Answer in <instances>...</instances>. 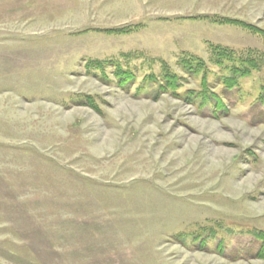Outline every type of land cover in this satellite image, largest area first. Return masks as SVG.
<instances>
[{"label":"rangeland","instance_id":"374dc122","mask_svg":"<svg viewBox=\"0 0 264 264\" xmlns=\"http://www.w3.org/2000/svg\"><path fill=\"white\" fill-rule=\"evenodd\" d=\"M216 47L258 68L226 89ZM259 232L264 0H0V264H264Z\"/></svg>","mask_w":264,"mask_h":264},{"label":"trees","instance_id":"16d2710c","mask_svg":"<svg viewBox=\"0 0 264 264\" xmlns=\"http://www.w3.org/2000/svg\"><path fill=\"white\" fill-rule=\"evenodd\" d=\"M250 27V25H249ZM213 54L215 56L216 64H219L220 67H223V69H226L229 67L230 69V74L222 79L223 85H225L226 89H232L234 88L237 83L238 79L241 77H244L245 75H248L251 70L257 69L258 65L254 59H251L249 57H241L239 60L237 58H234L233 56L230 55V52L224 49H221L219 47H216L213 49ZM233 63L231 66L225 65L226 62ZM237 61H239V65H236ZM181 65L184 69H188V73L191 76H198L200 72H204L202 76V92L204 93V99L209 100L210 97H213L217 101L218 106H223L222 100L219 98L217 94H214L211 92V89H209L208 84L210 85L209 81H207V76L209 71L207 68H204L203 61L200 59L191 57L186 60H182ZM239 75V77H237ZM162 81L159 83V85L165 89V92L170 90V88H175L178 85V79L176 74L170 73L169 69L167 68L163 75H161ZM175 90V89H174ZM211 92V96L208 94ZM255 237L260 241V246L257 250L256 255L258 257L264 258V232H259L255 235Z\"/></svg>","mask_w":264,"mask_h":264}]
</instances>
